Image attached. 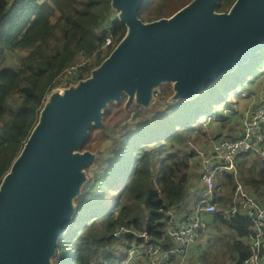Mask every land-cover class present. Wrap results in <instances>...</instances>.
I'll list each match as a JSON object with an SVG mask.
<instances>
[{
	"label": "trees",
	"instance_id": "16d2710c",
	"mask_svg": "<svg viewBox=\"0 0 264 264\" xmlns=\"http://www.w3.org/2000/svg\"><path fill=\"white\" fill-rule=\"evenodd\" d=\"M192 1L145 0L138 18L143 23L170 18ZM235 2L216 0L215 12L227 13ZM114 10L112 0H0V186L37 126L44 95L55 78L81 52H95L73 83L87 80L126 36L128 28L117 19L111 45L102 48L108 37L104 27ZM19 50L28 53L18 63L8 58V52ZM263 65L260 51L188 99L174 100L171 83L161 84L157 101L171 99L164 108L154 103L143 112L128 109L125 94L118 102L110 101L102 110L101 126L91 125L77 148L90 152L93 160L83 169L85 180L72 199L71 222L58 237L49 264H121L134 244L143 243L134 234L144 231L156 245L170 247L163 220L181 197L193 164L191 143L208 132L235 137L230 119L220 120L231 107L228 93L249 82ZM207 118L215 122L214 130L204 129ZM228 128L233 133L223 134ZM260 165L254 185H264V163ZM228 184L231 189L233 180ZM214 217V226L219 223L234 234L229 264L242 263L250 255L245 244L249 219Z\"/></svg>",
	"mask_w": 264,
	"mask_h": 264
},
{
	"label": "water",
	"instance_id": "95a60500",
	"mask_svg": "<svg viewBox=\"0 0 264 264\" xmlns=\"http://www.w3.org/2000/svg\"><path fill=\"white\" fill-rule=\"evenodd\" d=\"M145 0H112L126 36L85 81L53 95L0 186V264H49L72 217V199L93 155L77 152L102 110L122 94L147 106L152 90L173 84L188 99L264 51V0H193L170 18L143 23ZM72 259V256H71Z\"/></svg>",
	"mask_w": 264,
	"mask_h": 264
},
{
	"label": "built area",
	"instance_id": "2783aa9c",
	"mask_svg": "<svg viewBox=\"0 0 264 264\" xmlns=\"http://www.w3.org/2000/svg\"><path fill=\"white\" fill-rule=\"evenodd\" d=\"M117 19L119 13L114 10L104 27L108 37L102 48L111 45V29ZM94 56L95 52L91 55L81 52L76 62L67 65L45 93L44 105L53 95L62 96L67 89L75 87L78 83L73 82ZM160 89L161 84L152 90L153 100L159 98ZM125 105L128 109L140 112L145 109L134 100ZM239 123L240 130L235 134L236 138L211 135L208 137L207 146L195 149L194 157L190 159L193 164L187 170V180L181 197L165 212L163 230L170 239V247L164 249L156 245L146 231L133 233L135 237L142 239L143 243L134 244L127 251L121 264H172L176 260L183 264L192 248L196 246L204 248L208 243L210 238L208 227L216 214L224 219L234 218L236 215H243L249 219L251 226L245 244L250 250V255L240 264H264V192L260 194L247 192L237 176V166L245 154L264 163V100L253 112L246 113ZM192 147L193 145H190V148ZM230 179L233 180V187L226 200V188ZM195 184L199 191L191 204L188 190L191 185L196 186ZM122 231L124 230L114 233V236Z\"/></svg>",
	"mask_w": 264,
	"mask_h": 264
},
{
	"label": "rangeland",
	"instance_id": "374dc122",
	"mask_svg": "<svg viewBox=\"0 0 264 264\" xmlns=\"http://www.w3.org/2000/svg\"><path fill=\"white\" fill-rule=\"evenodd\" d=\"M51 21H54V18H51ZM27 53L28 52L26 50L20 51V53H18L16 56L15 52H8L7 56L8 58H12L14 62L18 63V58L20 56L26 55ZM161 84L162 85L166 84V82L161 83ZM171 85L173 87V84ZM163 89L164 88L162 86L160 89L159 95H161ZM173 92L174 93L172 97L174 100H176L177 91H174L173 89ZM228 94H229L228 100L231 102V107L229 109H226L227 111L224 113V116L230 119L232 123L231 128L232 130L234 128L235 130L234 134H237L239 133V130H240L239 121L245 117L246 113L253 112L255 108L258 107V104L262 100H264V65L259 70V72H257V74L253 78L250 79L249 82H246L244 86H240L234 92H229ZM152 100H153L152 97L149 98L147 104L151 102ZM170 100H171L170 98H164V100L160 99V101H157L155 98L153 101L154 102L156 101L155 103H157L158 109H159L162 107L164 108L167 105V103H170ZM48 101H45V103H47ZM144 107L146 108V106ZM225 117L222 116L220 120L224 119ZM213 120L217 121L216 119H213ZM214 125H215V122L211 121L204 125V129H209L210 131L214 130ZM222 132L223 134L233 133L229 131V128ZM208 143H209L208 137H204V136L195 137L194 141L191 143V145H193L192 150L195 151L196 148H204V146H207ZM189 150L190 148H186L184 152L187 154ZM201 151H205V150H201ZM237 171H238L237 172L238 180L240 178V180L246 186L250 187L251 194H256L257 191L259 193L264 192V188L261 191L259 190L260 189L259 187H264L263 184L260 183V184L254 185L251 183V181L253 183H255L256 181H259L258 174L261 171V165L259 161L253 159L252 157H250L249 159H245L244 162L241 160V162L237 166ZM262 173L264 175V171ZM192 189L197 190L198 186H193ZM229 190H230V186L226 188V198H225L226 200L228 199ZM216 225L213 227H210V226L208 227L209 228L208 233H209L210 238L208 240V243L205 246L206 248L204 247L205 250L200 254L199 258H197V260L195 261L194 260L191 261L190 264H229L230 263V256L232 255L231 241H232V238L234 237V234L230 230H228V234H227L225 230L221 229L222 226L219 223H218V226ZM50 261L51 259L49 260V262ZM177 261L179 262V260Z\"/></svg>",
	"mask_w": 264,
	"mask_h": 264
},
{
	"label": "crops",
	"instance_id": "0c3cea01",
	"mask_svg": "<svg viewBox=\"0 0 264 264\" xmlns=\"http://www.w3.org/2000/svg\"><path fill=\"white\" fill-rule=\"evenodd\" d=\"M20 51H25V50H19L18 52H16V56H17V54L18 53H20ZM156 102V101H155ZM153 100L149 103V104H154L155 103ZM226 118V117H225ZM224 118V119H225ZM209 122H211L210 121V119L209 118H207L206 120H204L203 121V126L205 125V124H207V123H209ZM208 137H210L211 136V133L210 132H208ZM250 157L248 156L247 157V159H249ZM239 182L240 183H242L241 185L243 186V188L245 189V190H247L248 192H250V187H248V186H246L241 180H240V178H239ZM197 183V182H196ZM198 184V186H199V183H197ZM196 185V184H195ZM197 186V185H196ZM260 189V191L261 190H263V188L264 187H259ZM192 185H191V187H190V189L188 190V192L191 194V199H190V203L192 204L194 201H193V198L197 195V193H198V191H199V189H197V190H194V189H192ZM258 192V191H257ZM259 193V192H258ZM215 222V220H214V218L211 220V223L212 222ZM212 225L214 226V223H212ZM206 248V247H205ZM205 248H203L202 249V247H200V246H196V247H194V248H192L189 252H188V254H187V256H186V258H185V260L183 261V264H190V262L191 261H195V260H197V258H199V256H200V254L205 250ZM230 258H231V256H230ZM172 264H179V262L176 260V261H173L172 262Z\"/></svg>",
	"mask_w": 264,
	"mask_h": 264
}]
</instances>
